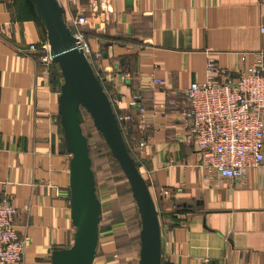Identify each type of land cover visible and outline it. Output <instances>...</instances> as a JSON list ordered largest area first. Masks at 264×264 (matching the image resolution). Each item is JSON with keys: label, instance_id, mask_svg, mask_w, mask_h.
Returning a JSON list of instances; mask_svg holds the SVG:
<instances>
[{"label": "crops", "instance_id": "0c3cea01", "mask_svg": "<svg viewBox=\"0 0 264 264\" xmlns=\"http://www.w3.org/2000/svg\"><path fill=\"white\" fill-rule=\"evenodd\" d=\"M59 2L69 27L89 13L87 0ZM112 4L105 32L83 31L101 53L94 68L109 96L122 102L118 109L130 113L133 96L146 109L123 136L159 213L162 264H264V166L249 168L244 181L202 168L192 144L171 138L166 93L204 82L210 59L233 73L253 64L264 53V0ZM46 42L31 0H0V199L11 198L19 210L24 264H52V252L70 248L76 232L67 195L71 155L59 115L62 73L29 49ZM154 78L167 88L150 87ZM184 205L193 211H181ZM111 235L100 224L93 264H139V250L120 253Z\"/></svg>", "mask_w": 264, "mask_h": 264}, {"label": "built area", "instance_id": "2783aa9c", "mask_svg": "<svg viewBox=\"0 0 264 264\" xmlns=\"http://www.w3.org/2000/svg\"><path fill=\"white\" fill-rule=\"evenodd\" d=\"M87 2L89 13L77 15L69 28L77 39L78 50L84 52L94 68L101 53H94L83 29L105 32L113 4L112 0ZM29 49L32 53L41 51L42 66L53 65L48 42L40 49L34 44ZM206 70L204 82H195L182 92L167 90V107L173 117L171 138L178 143L192 144L201 155L202 168L221 178L244 181L249 168L264 166V53L237 73L221 67L213 59L208 60ZM123 78L130 76L123 75ZM149 85L167 88L166 81L158 78L152 79ZM109 99L122 133L125 125L134 122L136 114H146L138 96L129 102L130 113L118 109L120 100L114 101L110 96ZM144 146L142 142L140 147ZM163 193L169 194L167 190ZM18 212L11 198L0 199V264H24L27 240L15 229Z\"/></svg>", "mask_w": 264, "mask_h": 264}, {"label": "water", "instance_id": "95a60500", "mask_svg": "<svg viewBox=\"0 0 264 264\" xmlns=\"http://www.w3.org/2000/svg\"><path fill=\"white\" fill-rule=\"evenodd\" d=\"M43 24L53 64L62 73L59 115L70 161L71 218L76 229L70 248L52 252V264H93L100 239L102 204L80 111L91 117L128 180L141 220L139 264H162V228L150 187L130 154L114 108L83 51L77 48L59 0H31ZM191 209V210H189ZM183 212L193 211L184 205Z\"/></svg>", "mask_w": 264, "mask_h": 264}, {"label": "rangeland", "instance_id": "374dc122", "mask_svg": "<svg viewBox=\"0 0 264 264\" xmlns=\"http://www.w3.org/2000/svg\"><path fill=\"white\" fill-rule=\"evenodd\" d=\"M80 118L90 147L97 196L102 204V231L115 237L120 253L131 252V249L140 253L141 220L129 182L84 109L80 111Z\"/></svg>", "mask_w": 264, "mask_h": 264}, {"label": "trees", "instance_id": "16d2710c", "mask_svg": "<svg viewBox=\"0 0 264 264\" xmlns=\"http://www.w3.org/2000/svg\"><path fill=\"white\" fill-rule=\"evenodd\" d=\"M108 147V146H107ZM90 148V147H89ZM129 149V148H128ZM110 150V149H109ZM130 151V150H129ZM111 152V151H110ZM111 154V156H112V158L115 160V162L118 164V162H117V160L114 158V156L112 155V153H110ZM130 154L132 155V157L134 158V160H135V156H134V154L130 151ZM90 156H91V153H90ZM136 162V161H135ZM93 163V162H92ZM93 166V165H92ZM118 166H119V168H120V170L122 171V169H121V167H120V165L118 164ZM93 168V167H92ZM122 173H123V171H122ZM124 174V173H123ZM130 185V184H129ZM140 239V238H139ZM163 263V262H162Z\"/></svg>", "mask_w": 264, "mask_h": 264}]
</instances>
